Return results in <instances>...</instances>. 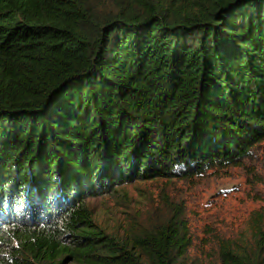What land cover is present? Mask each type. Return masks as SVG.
I'll return each instance as SVG.
<instances>
[{"label":"trees","instance_id":"1","mask_svg":"<svg viewBox=\"0 0 264 264\" xmlns=\"http://www.w3.org/2000/svg\"><path fill=\"white\" fill-rule=\"evenodd\" d=\"M232 168L264 184V0H0V264H264V208L198 245L169 196L94 218Z\"/></svg>","mask_w":264,"mask_h":264},{"label":"rangeland","instance_id":"2","mask_svg":"<svg viewBox=\"0 0 264 264\" xmlns=\"http://www.w3.org/2000/svg\"><path fill=\"white\" fill-rule=\"evenodd\" d=\"M125 190L126 199L104 196L91 200L94 218L103 229L121 231L128 221L142 225L160 218L165 213L164 198L169 196L185 206V218L196 245L208 229L234 235L246 228L254 210L264 208V184L254 182L248 170L241 168L189 181L133 182ZM191 251L197 253L194 248Z\"/></svg>","mask_w":264,"mask_h":264}]
</instances>
